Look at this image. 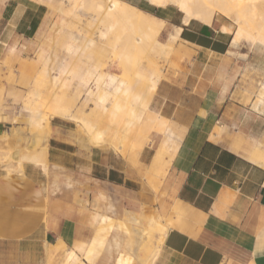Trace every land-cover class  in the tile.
Instances as JSON below:
<instances>
[{"label": "crops", "instance_id": "crops-1", "mask_svg": "<svg viewBox=\"0 0 264 264\" xmlns=\"http://www.w3.org/2000/svg\"><path fill=\"white\" fill-rule=\"evenodd\" d=\"M151 5L167 22V5ZM59 13L0 0V89L26 97L30 121L42 127L50 117L51 131L41 138L45 169L27 161L22 172L0 171V264H59L63 256L64 264H140L145 243L149 263L161 232L153 264H264V112L234 96L241 62L233 32L222 31L230 22L181 20L179 46L154 90L150 79L146 87L114 77L102 85L100 75H81L92 105L76 108L68 82L78 74L67 59L75 46L58 72L48 69ZM51 88L41 112L37 102ZM133 213L148 228L137 248Z\"/></svg>", "mask_w": 264, "mask_h": 264}, {"label": "rangeland", "instance_id": "rangeland-1", "mask_svg": "<svg viewBox=\"0 0 264 264\" xmlns=\"http://www.w3.org/2000/svg\"><path fill=\"white\" fill-rule=\"evenodd\" d=\"M34 1L44 4L48 10L53 11L54 13H58L60 10H63L66 13L62 14L63 16L59 13L63 17L64 22L61 30H59V26L58 28H55V40L48 61V69L52 74L58 72L61 65L65 64L63 59L66 57L65 54L67 53L66 48L68 44L72 43L75 46L76 52L71 57H67V59L70 67L73 70H76L78 74L68 82V84H70L73 80L71 86L74 87L75 97H70L75 98L74 106H76V108L79 106L89 107L92 105V102L85 98L86 86L81 82V75H84L87 72H93L100 75V83L102 85H105L111 77H114L126 80L129 85L135 83L139 86L146 87L148 83H150V74L154 72L156 68L157 70L155 71H158L161 76V71L166 60L168 61L169 55L172 52H175L174 45H178L177 40H173L174 43L173 41H171L172 43L168 41L170 39L169 32L177 25L181 26V20H183V13L173 4H167V8L170 11V17L167 22H164V25L158 34V39L156 40L154 36H147L145 33L143 35V33L138 30H134V32L130 34L128 32H123V24H121L120 21H116V26L113 29H109L110 23L115 21L110 19L104 12L103 5L105 2L103 0ZM120 1L139 7L144 11L146 10L143 8L152 6L148 0ZM232 1L233 14H235V16L238 14L246 16L242 17L243 22H245H242L244 25L241 23L242 26L245 29L248 27L247 29L249 32L252 31L250 32L252 34L259 32L260 26L264 25V0ZM249 12L253 13V15H250ZM219 15L220 14H218V16ZM235 16H219L225 17L232 24V32L236 26L238 27V24L235 21ZM249 22L251 23L249 26L252 28L247 26V24H250ZM259 23L261 24L260 26H258ZM261 31L264 32V30ZM102 32H104V34L107 33L105 34V37L101 36ZM114 34L119 36L122 35L120 43L122 46H126V48L129 49L130 54L132 55L130 63H123L122 60L119 61L120 59L118 56H113L112 42L116 40L115 37H118ZM113 38L115 40H113ZM166 41L167 45H173V49L172 46H167V51H165V46L161 45ZM232 50V54H234V56H236L241 62V67L238 72L239 77L234 88V96L245 104L247 108L264 112V100L261 101L259 96L260 92L263 91L262 85L264 84V46L257 47V45H252L249 40L243 38L239 46L236 48L232 47ZM242 55H245V58H242ZM54 85L56 86V84ZM13 91L14 89L11 87H8L6 91L3 87L0 89V171H7L8 166L12 167L13 165V167H15V155L21 160L25 158V160L41 164L43 169H45L47 148L46 146H41V138L43 134H45L47 138L51 134L49 127L50 117L48 118L47 123L42 127L36 126L30 121L29 110L25 104L26 97L20 99L14 95ZM53 93L54 88H51L50 91L45 93L48 94L49 99H41L44 101L43 104H41L40 101L37 102L41 112H47L46 106ZM65 95L68 96L66 90ZM33 134L37 135L35 138V144H31ZM159 223V220H155L152 223V229L156 233L159 232L160 229ZM116 229H118V227H115L114 231L111 232L113 238L117 237L119 234ZM131 232L133 236L136 237L133 231ZM150 235H152V233ZM150 235H147L148 239L150 238ZM141 243L142 241L137 240L136 238L134 244L135 248ZM145 244L146 245L141 249L143 262L140 264L148 263L146 255L149 253L150 243ZM72 247L74 249H81V246H77L76 243H74ZM154 249H152V251ZM53 250H55V248ZM93 253H95V250L91 247V253L87 255L88 260L91 259ZM63 259L64 256L60 259L59 264H64ZM77 262V264H84L80 259H77ZM118 264H121V260L118 261Z\"/></svg>", "mask_w": 264, "mask_h": 264}, {"label": "bare ground", "instance_id": "bare-ground-1", "mask_svg": "<svg viewBox=\"0 0 264 264\" xmlns=\"http://www.w3.org/2000/svg\"><path fill=\"white\" fill-rule=\"evenodd\" d=\"M103 1L105 2V4L103 5L104 12L106 13V15L110 19L115 21L113 23H110L109 29H113L116 26V21L117 22L120 21L121 24H123L122 30L125 33L128 32L130 34V33H133L134 30H138V31L142 32L143 35L145 33V34H147V36L152 35L156 38V40L158 39V34H159L160 30L162 29L164 22H165L164 20H162L161 18H159V17H157V16H155V15H153L147 11L142 10L139 7L131 5L127 2H121L120 0H103ZM148 1L151 4L156 5V6H160V7L166 6L167 4H173L174 6L177 7V9L179 11H181L183 13L184 24L188 23V21L191 19H195V20H198V21L204 22V23H210L211 20L213 19V17L215 15H218V14L225 16V17H233V15L235 16V14H233V12H232V6H233L232 0H148ZM100 7H102V6H100ZM251 14L253 15V13H250V15ZM235 17H236L235 21L237 22L238 27L236 26L237 28L235 27V29L233 30V39L231 42L232 46L237 47L240 43V40L243 38L246 40H249L250 43H252V45H257V47L258 46H264V35H263L264 32L261 31V30H264V27H263L264 25L260 26L261 24L259 23V25H258V26H260L259 32H257L256 34H252V33H250L252 31L249 32V30L247 29L248 27L246 28L247 29L246 30L242 26V24L245 23V22H243L242 17H246V16L243 14H241V15L238 14ZM263 21H264V19H263ZM228 24H230V23H228ZM228 24L222 26V31L223 30H225L226 32L232 31V29H233L232 25H228ZM249 25H251V23L247 24V26H249ZM249 27H251V26H249ZM180 30H181L180 27H176L174 33L170 36V39L168 41L171 42V41L175 40V38L178 36ZM105 34H107V33H105ZM105 34H104V32H102L101 36L105 37L106 36ZM114 35L118 36V37L116 38L114 36L116 40L113 38V40H115L114 42H112V45H113V52L112 53L114 54L113 56H115V57L118 56L120 59L119 61L122 60L123 63L124 62L130 63L132 55L130 54L129 49L126 48V46L125 47L122 46L120 43L122 35L121 36H119L117 34H114ZM164 44L165 43H163L161 46H164ZM167 46H172V45L169 44ZM155 70H157V68ZM155 70H154V72H152L150 74V78H149L150 82H151V88L153 90L155 89V87H156V85H157V83L161 77L159 75L158 71H155ZM262 86H263V91L260 92L259 96H260V98L264 99V84ZM14 158H15L14 160H16L15 167H13V165H12V167L8 166L7 171L8 172H13V171L22 172L23 171V169H22L23 163L25 161H28V160H25V158L21 160L18 158L17 155H15ZM134 213L129 218L127 216V220L132 221L135 224L132 231L135 234L137 240H142V238H144V236L146 235L145 231L148 228L145 227L146 228L145 229L141 226L140 221H138V218L136 217V215ZM149 232H150V230H149ZM150 234H151V232L147 233V235H150ZM163 237H164V232H161L160 237H159V241H158L155 249L150 254V259H149L150 262L148 264H153L154 260L157 258Z\"/></svg>", "mask_w": 264, "mask_h": 264}, {"label": "trees", "instance_id": "trees-1", "mask_svg": "<svg viewBox=\"0 0 264 264\" xmlns=\"http://www.w3.org/2000/svg\"><path fill=\"white\" fill-rule=\"evenodd\" d=\"M143 9H145L146 11L151 12V13H153L155 15H158V13L155 11L156 10L155 8L152 9L151 7H147V8H143Z\"/></svg>", "mask_w": 264, "mask_h": 264}]
</instances>
